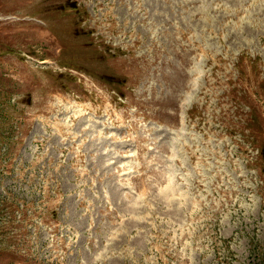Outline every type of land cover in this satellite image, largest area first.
I'll return each instance as SVG.
<instances>
[{"label":"rangeland","instance_id":"obj_1","mask_svg":"<svg viewBox=\"0 0 264 264\" xmlns=\"http://www.w3.org/2000/svg\"><path fill=\"white\" fill-rule=\"evenodd\" d=\"M52 1L0 0V264H264V0Z\"/></svg>","mask_w":264,"mask_h":264},{"label":"bare ground","instance_id":"obj_2","mask_svg":"<svg viewBox=\"0 0 264 264\" xmlns=\"http://www.w3.org/2000/svg\"><path fill=\"white\" fill-rule=\"evenodd\" d=\"M41 62H46V61H41Z\"/></svg>","mask_w":264,"mask_h":264}]
</instances>
